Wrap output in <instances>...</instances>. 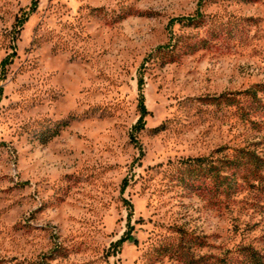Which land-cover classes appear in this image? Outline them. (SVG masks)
<instances>
[{"label":"rangeland","instance_id":"1","mask_svg":"<svg viewBox=\"0 0 264 264\" xmlns=\"http://www.w3.org/2000/svg\"><path fill=\"white\" fill-rule=\"evenodd\" d=\"M259 83L264 0H0V264L264 255V191L208 170L264 158Z\"/></svg>","mask_w":264,"mask_h":264},{"label":"trees","instance_id":"2","mask_svg":"<svg viewBox=\"0 0 264 264\" xmlns=\"http://www.w3.org/2000/svg\"><path fill=\"white\" fill-rule=\"evenodd\" d=\"M36 3H33V8ZM264 94V83L255 84L243 91V95L249 101L251 112L257 114L264 110V103L258 94ZM144 111V107L141 106ZM197 165L202 166V159L196 158ZM214 169V170H213ZM209 172L212 181L222 191H231L236 193L241 182L251 183L250 186L256 187L264 191V158L258 156L254 150L246 148L235 149L231 159L226 161L225 164L219 165L216 169L213 166L209 167ZM225 172V175H222ZM253 183L257 185H253ZM243 257V264H264V255L260 254L257 250L250 246H242L239 250Z\"/></svg>","mask_w":264,"mask_h":264}]
</instances>
